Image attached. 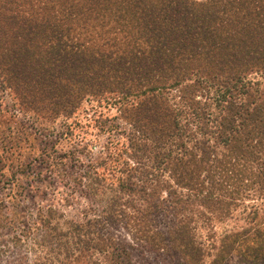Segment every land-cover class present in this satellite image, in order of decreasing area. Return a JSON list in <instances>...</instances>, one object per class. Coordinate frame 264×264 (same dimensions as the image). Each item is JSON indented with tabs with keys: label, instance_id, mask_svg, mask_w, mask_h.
Segmentation results:
<instances>
[{
	"label": "trees",
	"instance_id": "16d2710c",
	"mask_svg": "<svg viewBox=\"0 0 264 264\" xmlns=\"http://www.w3.org/2000/svg\"><path fill=\"white\" fill-rule=\"evenodd\" d=\"M0 86L59 135L82 102L116 112L96 121V154L71 148L68 186L88 207L62 229L44 212L32 264H136L117 225L204 264L192 212L207 223L263 199L264 0H0ZM226 238L208 264H264V230Z\"/></svg>",
	"mask_w": 264,
	"mask_h": 264
},
{
	"label": "rangeland",
	"instance_id": "374dc122",
	"mask_svg": "<svg viewBox=\"0 0 264 264\" xmlns=\"http://www.w3.org/2000/svg\"><path fill=\"white\" fill-rule=\"evenodd\" d=\"M115 113V108L109 104L82 102L67 120L66 135H59L57 131L35 126L30 113L20 111L9 90L0 86V264H32L40 253L38 243L44 240L41 229L44 224L40 220L43 221L46 210L55 212L48 226L55 225L60 229L64 221L80 218L88 203L68 186V176L81 169L72 164L69 153L74 145L84 143L91 147L92 154H96L99 147L92 144L96 137L103 138L96 135V121L111 119ZM79 155L80 160H84L83 154ZM261 198L255 202L243 199L242 204L231 207V215L216 218V213L211 214L207 223L192 212V222L186 226L193 242L202 246L204 264L212 259L221 241L228 242L229 234L244 232L246 236L255 227L264 230V224L248 221L251 211L256 209V220L264 223V195ZM149 217L157 231L164 232L171 226L160 210ZM110 232L114 239L131 246V258L136 264H180L174 254L157 251L135 239L139 235L133 230L117 225Z\"/></svg>",
	"mask_w": 264,
	"mask_h": 264
}]
</instances>
